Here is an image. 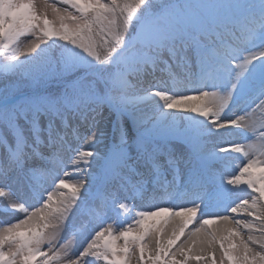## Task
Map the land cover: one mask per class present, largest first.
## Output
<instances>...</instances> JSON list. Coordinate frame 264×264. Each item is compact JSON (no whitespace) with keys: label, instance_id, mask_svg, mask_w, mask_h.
I'll list each match as a JSON object with an SVG mask.
<instances>
[{"label":"snow or ice","instance_id":"6c2138e0","mask_svg":"<svg viewBox=\"0 0 264 264\" xmlns=\"http://www.w3.org/2000/svg\"><path fill=\"white\" fill-rule=\"evenodd\" d=\"M8 77L35 87L0 91V210L22 217L0 221V264H130L137 252L138 264H189L217 244L220 264H264V0H0ZM131 77L151 82L137 89ZM54 80L62 87L52 91ZM241 104L242 115H228ZM105 108L117 142L100 152ZM232 131L245 142L205 150L206 137ZM232 153L239 164L228 163ZM197 161L221 167L205 173ZM181 163L190 165L183 180ZM21 179L16 202L9 185ZM237 191L249 198L229 206ZM118 192L172 206L137 211ZM110 211L116 224L89 231Z\"/></svg>","mask_w":264,"mask_h":264},{"label":"rangeland","instance_id":"374dc122","mask_svg":"<svg viewBox=\"0 0 264 264\" xmlns=\"http://www.w3.org/2000/svg\"><path fill=\"white\" fill-rule=\"evenodd\" d=\"M50 2H55V0H50ZM205 2H207V0H205ZM58 6H61V5H58ZM237 34H239V33H237ZM31 39H32V36L28 35V36L23 38V42L26 43L28 40H31ZM244 54H246V53H244ZM165 59H167V54H165ZM25 80L26 79H19V78H16V77H8V78L0 79V84H4L5 89H8V90L16 92L18 90V87H20L19 85L23 86V83H24ZM131 80H132L133 84L137 85L138 80H137L136 77H131ZM54 82L58 83L57 81H54ZM137 89H139L138 86H137ZM55 90H57V89H55ZM55 90H52V91H55ZM243 107H244V105H242V104L234 106L233 109H232V112L228 113V115H230V116L242 115L243 112L240 109L243 108ZM253 107H255V106L253 105ZM100 116L101 117L105 116V117L103 119L101 118L102 120L99 123V127H97V128L103 127L104 130L107 132L110 121H113V122L116 121V119H117L116 114L114 112H109V110L107 108H105L100 113V115L98 117H100ZM250 119H259V110H257V112L254 113L253 116L250 117ZM183 124H184L183 121H177V126L178 127H183ZM111 140L115 141V143L117 142L114 138H110V140L105 142L106 143L105 145H104V143H102V145L99 144L98 146H96V150L102 152V151L105 150L106 147H111L113 145V143H110V142H112ZM205 140H206V148H205L206 151H211L212 148H213V145H216L217 147H224V146H227L230 143H244L245 142L244 139L240 136V134L238 132H236V131H232L231 133H225L222 136L206 137ZM216 141H220V143L216 144L217 143ZM171 147L174 149L175 153L178 156H183L186 159L189 157L187 146L181 140H174L173 143L171 144ZM98 148H102V149H98ZM72 155L73 154H70V157ZM237 156H238V154H236V153L230 154L228 163L231 164V165L239 164L240 161L237 159ZM70 157H69V159H70ZM67 161H69V160H66L65 163H67ZM68 163H70V161ZM194 166L197 167V168L202 169L205 173H209L211 170L219 169L221 167V165L219 163H214V162H211V161H204V162L197 161V162H194ZM188 167H190V165H188ZM169 179H171V176H169ZM24 182L27 183V181L21 179L16 184L19 185V183H20L21 185H24V187H25V183ZM117 195L121 199H124L125 196H126V194L123 193V192H118ZM243 197H246V199L249 198L247 193H242V192L237 191V192L233 193V195L231 196L230 199H232V200L236 199L237 200L238 198L241 199ZM124 202L128 203L129 205H134L135 206V210H137V211H150L152 209L150 207V205L156 203V202L155 203L154 202L148 203L149 200H143V201H141L139 203L137 201V199H131V198L124 199ZM158 203H159V206H163L165 202H158ZM231 204H232V202H231ZM0 215L2 216L1 212H0ZM248 218L250 219V217L239 218V219H248ZM6 219H10L8 215H6ZM117 220H118L117 212L110 211L107 214V218L103 222L90 223L88 225V229H89V231H91L94 228V230L98 231L100 227H103L106 224H109V223L116 224ZM118 230H119V227L117 226V231ZM64 235L67 236L68 233L65 232ZM87 235H88V232H85L82 235H76L74 237L77 250H81L82 249V244L86 242L85 236H87ZM153 239H155L154 236L149 237L147 243L150 240H153ZM252 247L256 251H261V249L258 246H256V245H253ZM212 254H214L217 264H220V260H221V257H222V252H221L218 244L215 246L214 249L210 250V254H209L208 259H207L206 262L205 261L197 262L195 260H190L189 264H211V255ZM137 256H138V252L131 256L130 264H138ZM177 258L180 259L181 257H177ZM224 264H227L226 260H225Z\"/></svg>","mask_w":264,"mask_h":264},{"label":"bare ground","instance_id":"6f19581e","mask_svg":"<svg viewBox=\"0 0 264 264\" xmlns=\"http://www.w3.org/2000/svg\"><path fill=\"white\" fill-rule=\"evenodd\" d=\"M148 86H149V82H146L145 83V85H144V89H147L148 88ZM142 88V87H141ZM183 94H185V95H188V94H191V93H188V92H185V93H183ZM99 130L100 131H103L104 133H106L105 132V130H104V128L103 127H100L99 128ZM100 139H101V143H100V145H102V143H103V141L106 139V137H100ZM217 143L216 144H219L220 143V141H216ZM98 146V145H97ZM98 149H102V148H98ZM211 168V167H210ZM67 172H72V171H67ZM71 179H75V178H77L76 177V174H73L71 177H70ZM12 189H11V191L17 196V190H15V189H13V187H12V185H9ZM246 196V195H245ZM24 198V196L23 195H21V200ZM241 199H246V197H243V198H241ZM236 200V199H235ZM234 199L233 200H231L232 201V204L230 203L229 204V206H234L235 205V203H238L239 202V200H240V198H238L236 201H235ZM8 203V201L7 200H4V198H0V205H6ZM175 204H177V205H179V206H185V207H187V206H190L187 202H184V203H182V202H180V201H175L174 202ZM38 206V205H37ZM172 206V204H170V203H164V205L163 206H161V207H171ZM203 207V206H202ZM152 210V209H151ZM150 210V211H151ZM204 211H205V213H210V212H216L217 211V209L216 208H214V207H209V208H204ZM219 214L220 215H227L228 213L226 212V211H223V210H220L219 211ZM8 216H9V218L10 219H6V217L4 218H1L2 220L1 221H8V222H12V221H15L17 218H22V217H20V216H18L16 213H10V214H7ZM247 217V215H242V216H239V217H237L238 219L239 218H246ZM201 218H203V217H201ZM179 218H174V220L173 221H170L169 222V225L167 226V230L170 232V230H171V225L173 224V223H175V221L176 220H178ZM249 219V218H248ZM130 222V221H129ZM102 226V225H101ZM214 227H216L215 225H213ZM190 231H191V227L187 230V232H189L190 233ZM244 236H245V238L247 237V235H248V232L247 231H244L243 233H242ZM256 235H259L258 233H256ZM187 239V235L185 236V237H182V239H181V241H180V243H183V241L184 240H186ZM154 242H155V239H153V240H150L149 242H148V245H149V247L150 248H154V246H155V244H154ZM146 255H147V253H146Z\"/></svg>","mask_w":264,"mask_h":264},{"label":"trees","instance_id":"16d2710c","mask_svg":"<svg viewBox=\"0 0 264 264\" xmlns=\"http://www.w3.org/2000/svg\"><path fill=\"white\" fill-rule=\"evenodd\" d=\"M167 0H154L155 3H164L166 2ZM20 87H18V90L16 91L17 93L19 92H23V91H26V90H31L35 87V85H33L30 81L28 80H25L24 83H23V86L19 85ZM5 90V86L4 84H0V91H4ZM15 92V93H16Z\"/></svg>","mask_w":264,"mask_h":264}]
</instances>
